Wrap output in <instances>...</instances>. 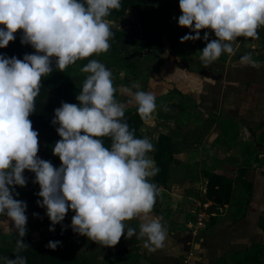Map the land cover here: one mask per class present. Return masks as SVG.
<instances>
[{"label":"clouds","instance_id":"obj_1","mask_svg":"<svg viewBox=\"0 0 264 264\" xmlns=\"http://www.w3.org/2000/svg\"><path fill=\"white\" fill-rule=\"evenodd\" d=\"M120 7L121 0H0V48L20 31L21 43L35 49L23 60L0 54V229L18 233L15 259L0 258L3 264H27L20 253L29 248L23 239L28 205L14 198L19 196L16 186L28 183L25 170L35 174L33 183L42 198L37 204L46 209L49 231L71 209L72 231L101 246L115 247L122 236H136L152 251L165 245L167 230L152 215L159 194L150 181L158 172L149 156L154 145L147 137L137 138L124 120L127 106L135 104L148 122L156 109L155 93L133 91L138 88L134 83L126 89L127 103L118 102L111 71L90 59L81 69L88 75L76 97L79 105L62 102L52 120L62 138L53 148L62 162L59 168L38 156L39 133L29 119L53 60L65 72L77 61L110 49L113 33L106 17ZM179 7L178 24L190 29L181 43L200 40L201 30L215 34L210 42L209 32L202 37L207 43L200 60L206 66L223 53L232 54L237 38L259 39L258 29L264 27V0H179ZM241 63H255L252 54L242 56ZM104 137L111 139L110 148L104 146ZM133 219L140 222L138 233L125 224ZM46 246L56 250L62 241Z\"/></svg>","mask_w":264,"mask_h":264},{"label":"rangeland","instance_id":"obj_2","mask_svg":"<svg viewBox=\"0 0 264 264\" xmlns=\"http://www.w3.org/2000/svg\"><path fill=\"white\" fill-rule=\"evenodd\" d=\"M166 1L164 0L161 5L156 3L151 5L157 10L158 19L148 25L141 23L134 11L128 12L122 18L106 17L112 30L127 32L135 28L140 33L150 30L165 40L166 52L151 59L150 63L145 62L143 75L139 78L129 73L119 57L113 55L111 51L79 60L75 65L69 66L65 72L59 74V77L63 79L78 77L79 84L83 85L86 78L83 77L84 73L81 69L90 59H96L111 71L113 81L121 82L118 85L114 84L116 88L115 99L118 102L127 103L130 97L126 89L131 88L134 83L138 85V88H134L133 91L155 93L156 109L148 122L142 119L144 125L141 131L148 138H151V142H155L161 134L175 133L178 135L180 133L178 141H183V137H187L186 143L194 145V147L185 146L186 144L180 146V149L185 150L177 154L176 157L178 159L176 167L179 165V169L183 171H181L183 173L181 186L196 181L199 184L202 180L201 175L205 171H220L230 176L232 173L237 177L240 167L244 165L241 163V158H245L249 152L255 153V156L248 159V161L253 162L249 165L252 167L250 170L256 171L263 168L264 159L262 158L264 155L259 153L263 151L261 150L262 145L256 137L250 135L249 129L253 132H258V130H261L258 133L264 132V110L261 107L262 104H259L261 98H264V61L241 63L239 60L235 61L229 58L226 62H212L203 72H190V65L195 60L200 59V51L202 47L206 46L207 42L202 39L204 33L206 31L210 33L208 42L216 39L215 34L209 29L201 30L200 40L191 41L189 44H178L175 39L174 28L177 27L178 31L188 28L178 24V18L182 14L181 10L170 12L166 6ZM174 1L179 5V0ZM113 39L114 37L109 42L111 43ZM242 45L253 50L255 56L263 50L261 38L245 39L239 37L237 41L232 42L234 51L231 56L239 51ZM118 50L119 48H117ZM150 54V52H145V58L149 59ZM253 75L255 76L253 77ZM249 76L250 79L253 77V85L251 84L247 89L245 82ZM179 104H181V108ZM174 105H179V107ZM61 106L62 103L57 108ZM134 108L137 106L132 104L128 105L126 110ZM220 109L222 111L219 112ZM161 114H169L173 120L166 121L161 117ZM243 114L245 115L242 116ZM210 115H217L218 118L209 130H206L202 125L205 124ZM236 115L238 116L236 117ZM226 129L231 130L228 138L224 134ZM235 130L239 131L238 138L232 134ZM231 145L233 147L230 150L229 146ZM39 157L49 161L47 156ZM236 157L237 160H235ZM55 163L56 167L59 168L61 161L58 160ZM247 171L249 169H246ZM259 173L264 176V172L261 173L260 171ZM260 174L255 175L253 179L257 177L258 180ZM260 181L262 183L264 177L259 179ZM171 184L176 185L175 183ZM237 184L235 183V185ZM238 187L241 188V185L238 184ZM241 191L242 194L237 190L235 191V199H244L248 194L250 196L244 187ZM44 228L49 230L50 227ZM46 234L38 237L41 239L42 237H51L50 233L49 237ZM63 247L70 249L67 244Z\"/></svg>","mask_w":264,"mask_h":264},{"label":"trees","instance_id":"obj_3","mask_svg":"<svg viewBox=\"0 0 264 264\" xmlns=\"http://www.w3.org/2000/svg\"><path fill=\"white\" fill-rule=\"evenodd\" d=\"M163 2L164 0H121L120 9L112 10L108 17L114 16L115 18H122L126 16L128 12L134 11L137 19L141 23L148 25L158 19L157 10L152 8L151 5L154 3L161 5ZM165 3L170 12L174 10L180 11L179 5L174 0H167ZM0 27L3 26L0 25ZM174 29L175 39L178 44L183 45L191 42H180L182 36L190 34V29L181 31H178L177 27ZM111 31L114 39L110 43L111 47L108 51H111L113 55L118 56L124 66L127 67V71L134 77L139 78L143 75L145 62L148 61L150 63L151 59L167 50L163 37L150 30L145 31V33H140L135 30V28L130 29L127 32L121 30L117 31L116 29H111ZM258 34L259 38L262 39L263 49L258 55L255 56L253 50L242 45L239 51L233 54V56L228 53H223L217 61L226 62L229 58L235 61H241L242 56L251 53L254 62H263L264 27L258 29ZM21 35L22 32L18 31L14 41H11L6 48H0V54L5 55L8 58L15 56L16 58L23 60L25 54L35 53V49L32 48L31 45L21 43ZM117 48H119L118 51ZM203 48L204 47H202V49ZM145 52L151 53L149 59L145 58ZM190 66V72L200 73L205 71L208 65L206 66L199 59L197 61L195 60ZM61 73L62 72L55 67V61L53 60V71L49 75L42 77L40 92L35 98V112L29 117L32 121L34 130L39 133L38 156L49 157V161L55 167V161H60V159L53 154V148L57 141L62 139L56 130L59 125L52 124V120L55 117V110L62 102L79 105V101L76 97L80 94L83 87V85L79 84L78 77L73 79H63L59 77V74ZM87 75V73H84L83 77L87 78ZM113 83L118 85L121 82L113 81ZM179 105L181 108V104ZM179 105L174 106L179 107ZM161 117L166 121L173 120L169 114H161ZM217 118L218 117L215 115H210L202 127L204 126L206 130H209L210 126L214 124ZM124 120L128 123L130 130H135V136L137 138L147 137L141 131L144 124L137 108L126 110ZM229 133H231V130L228 129L224 132V134L227 135V138ZM232 134L235 135V138L239 137V131L237 130L233 131ZM179 135L180 133H178V135L175 133L161 134L155 142H152L155 150L149 153V156L153 158L158 172L154 177L150 178V181L157 185L158 190H160L162 186L167 188L170 183L182 185L181 176L183 171L179 169V165L176 167L178 162L176 156L185 150L183 148L180 149V146L186 144L185 146L194 147V145L186 143L188 141L186 140L187 137H183V141H178L177 139L180 137ZM257 135L258 137L256 138L260 145L264 146V132ZM103 141L104 146L110 148L111 139L104 137ZM232 147V145L229 146L230 150ZM248 156L251 157L249 154ZM238 172L239 174L237 177L232 173L230 176L220 171H205L203 174L204 178L207 180V200L212 201L215 204V208L217 207L221 209V212L218 211L210 217L211 221L209 222L215 226H228L229 223H235L245 215V207L249 205V200H247V198L235 199V191L237 190L242 194L243 192L241 189L244 187L245 190L250 193L252 190V183L245 178L247 173L246 168L240 167ZM24 175L26 176L28 183L25 187L16 186L15 190L19 193V196H15L14 198L23 200L27 203V214L30 210L41 208L38 206L37 200H42V198L37 195L40 191L39 185L33 183L35 180V174L25 170ZM235 183L240 184L241 188L238 187V184L235 185ZM160 207L161 199L158 194L153 211L160 212ZM68 213L71 218L75 214L71 209H69ZM64 225H67L66 220H64L62 224L56 225L55 231L54 233H51L50 238L35 240L30 235H26L23 238L24 242L29 245V248L22 251L20 254L27 258V264H118L119 259L99 261L95 256L80 255L73 253L70 249H64L63 246H66V244L69 245V233L67 228L62 231ZM46 226H51L49 218L37 222V224L31 228V231L33 232ZM17 235L18 233L16 232L0 234V258L9 257L10 259H15V243ZM49 241H62V246H59L56 250H52L46 246ZM0 264H3L2 259H0ZM234 264H264V247L257 248L253 252L239 254V256L234 258Z\"/></svg>","mask_w":264,"mask_h":264},{"label":"crops","instance_id":"obj_4","mask_svg":"<svg viewBox=\"0 0 264 264\" xmlns=\"http://www.w3.org/2000/svg\"><path fill=\"white\" fill-rule=\"evenodd\" d=\"M148 139L151 140L150 137ZM261 150L264 151V148ZM263 151L259 153L264 155ZM249 155L252 157L255 153L251 152ZM251 157L247 155L241 158V163L245 161V166L241 167L249 169L245 178L252 183V190L250 196L248 194L246 197L249 205L245 207V215L235 223H229L225 227L211 224L209 222L211 215L218 211L221 212V209L214 206L209 210L210 215L206 227L197 235L191 232L189 225L195 221V204L207 200V180L202 174L199 184L198 181L184 186L170 183L167 188L163 186L160 188V212L162 213L153 211L152 215L160 217L167 230L164 247L155 251L149 250L136 236L131 239L123 236L115 247L101 246L85 236L74 233L70 227L72 218L67 213L65 220L69 226L67 231L70 250L80 255L95 256L99 261L119 259L118 264H185V262L189 264H234V258L239 254L253 252L257 248L264 247V181L259 182V179L264 177L259 173L264 172V167L257 169V172L250 170L252 167L249 165L253 162L248 159ZM256 173L260 174L258 180L257 177L253 179ZM33 213H38L39 216L36 217ZM26 215L28 217L26 235L32 236L35 240L41 239L38 236L46 233L49 237L52 231L44 227L31 231L37 222L48 218L45 208L30 210ZM0 219L4 218L0 217ZM139 223L138 219L125 222L127 227L135 228L137 233ZM9 226L12 227L13 223L10 222ZM11 232L14 231H9L7 234ZM0 234H5L3 229H0Z\"/></svg>","mask_w":264,"mask_h":264},{"label":"built area","instance_id":"obj_5","mask_svg":"<svg viewBox=\"0 0 264 264\" xmlns=\"http://www.w3.org/2000/svg\"><path fill=\"white\" fill-rule=\"evenodd\" d=\"M214 206L215 204L210 200H206L205 202H196L194 208L195 221L189 225L191 232L194 235H197L206 227L210 215L209 210L212 209V207ZM185 264L189 263L185 262Z\"/></svg>","mask_w":264,"mask_h":264},{"label":"flooded vegetation","instance_id":"obj_6","mask_svg":"<svg viewBox=\"0 0 264 264\" xmlns=\"http://www.w3.org/2000/svg\"><path fill=\"white\" fill-rule=\"evenodd\" d=\"M255 75H253V77H254ZM252 77V78H253ZM252 78L250 79V76L248 77V80H247V82H245V86L247 87V89L249 88V86L252 84L253 85V81H252ZM240 91H243V90H240ZM259 104H262L261 105V107H262V109L264 110V98H261V100L259 101ZM260 107V108H261ZM220 111H222L221 109L219 110V112ZM245 114H243L242 116H244ZM217 116V115H216ZM238 115H236V117H237ZM221 117H223V116H221ZM227 119H231L232 121L234 120V119H232V118H227ZM235 122V121H234ZM264 123V122H263ZM259 131H261V130H258V132ZM258 132H253V131H251V129H249V133H250V135H252V137H258V135H257V133ZM248 133V134H249ZM261 133V132H260ZM259 134V133H258ZM262 148H264L263 146H262ZM254 156V155H253ZM245 161H243L242 162V164L244 163ZM241 164V165H242ZM243 166H245V165H243Z\"/></svg>","mask_w":264,"mask_h":264}]
</instances>
